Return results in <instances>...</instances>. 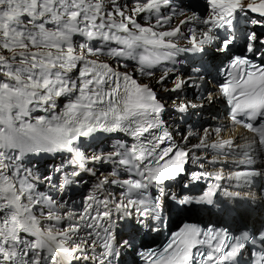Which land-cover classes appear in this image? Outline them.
<instances>
[{
    "label": "snow or ice",
    "instance_id": "1",
    "mask_svg": "<svg viewBox=\"0 0 264 264\" xmlns=\"http://www.w3.org/2000/svg\"><path fill=\"white\" fill-rule=\"evenodd\" d=\"M133 3L128 14L120 0H0V53H8L0 54V264H124L125 255L144 264H240L245 250L251 255L257 244L264 249V226L249 231L246 225L228 243L208 244L211 229L185 225L162 252L136 244L142 232L165 225V214L173 208L241 218L249 209L264 212V185L252 190L258 178L264 179V31H256V26L264 29V0H207L211 14L200 20L199 33L189 30L184 37L189 46L183 48L167 39L179 28L158 33L136 20L155 14L162 27L171 16L159 13L172 12L173 0ZM241 41L244 55H232ZM178 53L191 54L187 67H175L181 64L173 59ZM213 54L230 57L229 68L235 70L224 73L216 91L203 63ZM101 55L120 68L133 60L149 76L171 61L157 83H171L169 91L179 101L173 111L181 115L203 107L188 98L189 92L210 103L215 95L227 98L232 120L243 123L252 138L239 146L209 144L205 135L198 147L217 150V158L228 154L225 149L239 151L243 159L229 178L238 187L229 191L214 182L193 196L192 185L224 178L203 170L207 160L189 175V151L172 143L168 131L157 134L165 109L155 91L101 61ZM238 114L248 122L237 120ZM98 133H123L132 143L103 152L86 143ZM104 164L114 166L111 179L95 167ZM85 176L95 182L84 209L68 210L63 197ZM42 185L60 199L46 194ZM108 185L117 186L119 196L108 192ZM173 187L178 191H170ZM38 214L51 222L48 227L40 225ZM121 221L131 229L126 236L117 230ZM205 245L211 251H202ZM252 264H264V251Z\"/></svg>",
    "mask_w": 264,
    "mask_h": 264
},
{
    "label": "bare ground",
    "instance_id": "2",
    "mask_svg": "<svg viewBox=\"0 0 264 264\" xmlns=\"http://www.w3.org/2000/svg\"><path fill=\"white\" fill-rule=\"evenodd\" d=\"M158 79L159 78H157V80L156 81H158ZM169 98H170V96L169 95H167ZM188 98L190 99V97L188 96ZM158 99H160V101H161V103L163 104V102H164V100H165V98L163 99V98H161V96H158ZM192 100V102L194 103V104H197V105H199V104H203V107H197V108H194V109H190V111L191 112H194V113H199V115L200 116H202V115H204L205 117H204V119H207L206 118V111H205V107H206V105H208L207 103H205V100L203 101H195L194 99H191ZM213 99H212V102H211V104H213ZM60 107H62V104L60 105ZM165 109V108H164ZM168 111H164L162 114H161V119H162V117H163V115H164V113H167ZM40 114H42V115H44V116H46L47 115V113H44V112H39ZM174 112L172 111V114H173ZM175 114V113H174ZM106 135L105 134H97L96 135V137H94V138H92V139H90L89 140V143L91 144V145H93L94 143H96V142H102V139L105 137ZM125 136V137H124ZM205 136V134H201L200 133V129H194L193 131H192V133H191V135H189L188 136V138H176V139H172L173 141H175V142H177V143H179V145L183 148V149H186V150H188L189 151V153H190V161H189V164L190 165H193V166H195V167H200V162L201 161H205V160H203V159H199V158H197L198 157V155H199V152L202 154V155H204L205 156V158H206V160H209V157H208V155H207V151L206 150H204V148L203 147H198V150L197 149H194L192 146H190L189 144H188V139L190 138V137H193V138H196V139H199V140H201V138H203ZM116 138H119V139H121L122 140V142L121 143H125L126 141H127V137H126V135L125 134H123V133H118V135L116 136ZM224 138H229V139H227V140H229V141H231V142H234L235 144H237V141H242L243 139H245V138H247V136H244L243 135V133L240 131V130H237V134L235 133V130L234 129H231L230 131H229V134L228 135H225V137ZM200 145V142L198 143V146ZM110 178V177H109ZM111 179V178H110ZM108 190H112L109 186H108Z\"/></svg>",
    "mask_w": 264,
    "mask_h": 264
},
{
    "label": "rangeland",
    "instance_id": "3",
    "mask_svg": "<svg viewBox=\"0 0 264 264\" xmlns=\"http://www.w3.org/2000/svg\"><path fill=\"white\" fill-rule=\"evenodd\" d=\"M134 78H136V79H138V80L141 79L140 76H134ZM141 83H146L147 85H149V83L146 82V81L141 82ZM160 92H163V88H160ZM161 98L164 99L163 96H161ZM197 101H202V100L200 99V100H197ZM168 105H170V103H168ZM168 105H167V106H168ZM33 115L36 116V115H42V114H40L39 112H36V113H34ZM166 116H167V117H170V116H171V113H169V111H168V112L166 113ZM109 144H111V141L101 142V143H95V144L92 145V148L95 149V148L98 147V149H99L100 151H103L104 148H105V146H106V145H109ZM90 150H92V149H89V151H90ZM57 162L60 163L61 161H57ZM57 162H56V164H57ZM99 174H101V173L99 172Z\"/></svg>",
    "mask_w": 264,
    "mask_h": 264
},
{
    "label": "trees",
    "instance_id": "4",
    "mask_svg": "<svg viewBox=\"0 0 264 264\" xmlns=\"http://www.w3.org/2000/svg\"><path fill=\"white\" fill-rule=\"evenodd\" d=\"M0 54L8 55V53H6V52H4V53H0Z\"/></svg>",
    "mask_w": 264,
    "mask_h": 264
}]
</instances>
